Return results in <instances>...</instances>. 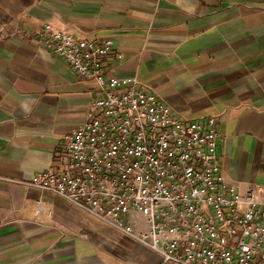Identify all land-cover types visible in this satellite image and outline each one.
Masks as SVG:
<instances>
[{
  "label": "crops",
  "instance_id": "1",
  "mask_svg": "<svg viewBox=\"0 0 264 264\" xmlns=\"http://www.w3.org/2000/svg\"><path fill=\"white\" fill-rule=\"evenodd\" d=\"M45 23L110 38L104 76L137 77L180 115H215L223 177L264 178V0H0V264H157L159 253L51 189L57 148L100 93L41 44ZM121 57L116 58V54Z\"/></svg>",
  "mask_w": 264,
  "mask_h": 264
},
{
  "label": "built area",
  "instance_id": "2",
  "mask_svg": "<svg viewBox=\"0 0 264 264\" xmlns=\"http://www.w3.org/2000/svg\"><path fill=\"white\" fill-rule=\"evenodd\" d=\"M39 40L100 93L59 144L61 167L34 185L122 229L159 253L157 264H264V178L240 192L223 177L215 115L186 118L137 77L104 76L110 38L45 23Z\"/></svg>",
  "mask_w": 264,
  "mask_h": 264
}]
</instances>
